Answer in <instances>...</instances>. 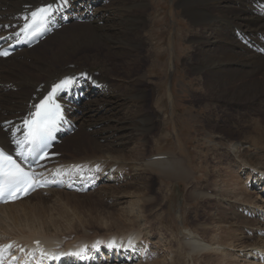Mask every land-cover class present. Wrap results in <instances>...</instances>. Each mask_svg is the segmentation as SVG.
<instances>
[{
	"label": "bare ground",
	"instance_id": "1",
	"mask_svg": "<svg viewBox=\"0 0 264 264\" xmlns=\"http://www.w3.org/2000/svg\"><path fill=\"white\" fill-rule=\"evenodd\" d=\"M124 1L125 0H118L114 3H110V1H108L107 3H105L104 0L103 4L101 5V0H71L68 8L74 9V12L78 16L87 20V23H74L71 20L70 25L63 27L60 31L55 32L53 35L46 38L44 44L52 38L61 37L63 41H66L65 43H63V52L67 53L68 55L71 54L70 57H72V55L80 56L79 53L85 49L91 50L95 48V46L104 45V41L114 42L117 39H119L128 48L131 47L132 49L130 50L132 51L141 48L146 49L148 44L144 43L141 40L142 37L140 33L145 30L146 24L148 22V19L145 16L148 4L145 5L141 3V0H139V2H136V4H134V2L131 6L128 7L126 3H124ZM198 1L199 0H185L183 4L185 5V3H187V5H185L187 7H181L185 11V14L188 15V19L189 21H191L193 29L198 33H196V36L194 35V41L199 42V44L200 42L203 43V46L201 45L202 49H198V55L196 53L197 57L195 58V62L190 65L189 70L203 76L202 81L205 84L203 88L215 91V93L213 94H215L216 97L212 99L213 102H224L222 103V105H220L219 102L217 103V107L221 111L223 110V108H226L225 112L223 111L224 118L229 115V112H234L233 108L246 107L247 113L250 116L251 127L246 126L242 128L245 131L246 128L248 129V127H250V129L248 130H251L253 134L255 133L256 138L260 139L262 142L251 138L252 143H250L247 137L248 133L244 131H240L239 134H233L228 129H221V125H218L219 118H217L218 122L217 120L213 121V125H211V120L209 119L208 121H204L205 125L207 124L211 129L209 131L204 129V131H206L205 137H214L216 135L215 139L219 141H224L225 138H228L230 142L232 141L234 143V161L232 162L227 155L216 156L215 159L217 160V162L215 163L214 169L211 168V170L213 169V171L208 174L209 180L212 181V179H214L215 177L221 176L226 172L224 176L225 180L222 181V185L225 186V184H227L229 188H227L225 191H221L224 186L222 188L220 187V185L215 184L214 182L216 179H214V182H211V185L214 184V191L211 192L212 195H209L210 192H207L211 188H208L205 191L203 187L194 186L193 190L189 192L186 198L190 202L200 200L203 204H206L208 200H217L216 206L218 207L217 212L219 213H217V218H215L214 227L218 230H223H221L220 236L218 232L215 236L212 237L213 239H217V237H220L221 239H223L221 241H223L224 244H218V247L213 248L214 246L206 242L202 235H200L199 233L196 235V233L194 234L191 232L185 235V241H183L182 239L180 244L182 246V250H188V253L191 256L197 255L203 257L208 253H213V251L218 253L225 251L224 253H226V255L224 256L222 254V257L219 258V264H225L229 261L228 259H232V257H234V255L232 256L230 254V251L232 249L236 247L241 250L250 248V253H246L245 255H243L244 252L239 250L237 251L242 252L241 255H243L244 258H251L252 261L249 260L248 264H262L258 263L257 261L259 257L258 254H264V233H262V237L259 238V241H262V243L257 242L256 239L258 238V235L256 236L255 233L258 231L260 232L261 227L264 226V221L261 220L264 217V213H262L264 212V197L261 194V192H263V189L261 187V192L258 193L257 196L258 199H261L262 206H258V203L254 202L255 198L251 196L249 197V199L243 198L241 196V186L245 185L246 189L248 190L249 184L247 186L245 181H241L242 184H240L238 182V179H241V177H238V174L232 173L231 171L228 172V167L224 165L228 164V162L231 161L229 166L235 163L234 165H238L242 169L244 168L248 171L246 181L251 182L252 185L254 183V185L261 186L262 178L264 177V0H212L213 3L210 6L215 12H217L216 14H213L214 12L211 13L210 11H208V9L201 10L200 7L196 5ZM49 3H57V0H0V25H2L0 26V37L9 34L11 35L12 39H14L16 34H20L22 28L25 26L26 21L29 19L32 13H34L40 6ZM97 3L100 5H97ZM203 6L204 5H202V7ZM130 24L132 28L128 29V26ZM134 24L135 26L139 25L138 28H135ZM111 30H114V34H111ZM259 35H262L261 39L259 38ZM135 38L137 39L133 46L131 45V42H133V39ZM42 44L43 42L39 43L31 50L25 49L6 60H0V109H3L2 115H0V146L2 148L10 152H20V147L15 146V144L10 140L9 131H5V122L14 120V123L18 124L19 122L24 121V118L28 116L30 111L34 113V111L36 110L35 106L38 105L40 100L47 94H51L56 86L60 84L66 76H69V79H73L74 77H72V75L78 73H87V77L85 78L87 79V82H90L89 86L85 85L87 88V96L89 97V99L97 98L95 99L97 101H92V103L90 104L81 105L82 109L80 108V110L82 111L83 115L82 117L76 116V120L79 122V130L74 135L68 137L62 142V147L64 146L62 152L65 155L64 157L62 156L60 158L52 157L50 163L44 170L46 174L58 172L59 174L71 173L72 175L89 176L90 178H95L97 176L98 179L102 181V184L100 183L101 187L99 189L105 190V195L109 196V198H113V200L115 199V201L118 199L120 200L121 197L123 199L121 192H119V188H116L119 187L118 185H116V183H118L119 180L121 182L122 179L124 182V180L127 179L125 178L127 177V175L129 179V181H127L128 183L126 184L127 186L129 184L135 185V183L137 182V188L139 186L138 190H146L147 183L143 182V178H140L142 179V182L139 183L140 179H137L136 173H138V175H141L142 173L149 171L150 168H155L160 173L159 175L161 178L169 181L176 182V180H179L188 182L189 180L191 181L193 179H196L195 171L191 168L189 159L186 155L182 154V156H176V154L173 153H156L150 155L149 157L143 155V153L141 152V155L139 154V149L142 145H136L130 149L128 148L129 146L126 144V136H130L131 131H128L127 133L123 132L128 128V123L126 121L128 119L127 117L125 119L126 115L123 114L122 109V107L125 106V102L120 99L122 94L118 98H112L117 96L115 94L116 91L118 92V89L124 88V84L121 85L118 81L114 82L112 81V79H109L108 77H105L103 75H101L100 77H96L93 72H90L93 70V68L86 64H67L64 66L59 64L57 68L55 67L51 69V66H45V68H43L42 66H40L41 60L34 59V55H36L35 53L37 49ZM255 44L256 48L253 47V45ZM54 61L56 60L54 59ZM160 62L161 61L158 60V64L156 63V65H159V67ZM161 66H163V62ZM24 67L30 70H34L35 73L32 74V76H27L25 74L23 75L22 72L20 73V69H23ZM157 70L159 69L157 68ZM163 74L161 75V79H163ZM139 78L137 81L133 82L132 85L129 84L130 88L128 86L129 89L126 95L128 98H132V101L134 100L136 102H144L149 93V90L143 87L144 83L146 82V78L148 77L145 74L144 77H141V79ZM31 82L35 83L31 84ZM93 83H95V87H93ZM6 90H9V92L11 93L7 94L5 92ZM12 93L14 95H11ZM95 93H97V95L99 96H94ZM153 93L154 95L157 93L155 89H153ZM19 96L23 97L24 99L21 100V97ZM103 96H106V98L110 97L112 99L97 103L99 99H103ZM12 101L13 104H11ZM207 101L209 100H206V102ZM98 107H101V110L104 111V114L110 115H103L101 121L105 120V124L100 125V127L96 130L90 131V128H92L94 124L97 125V117L100 113V111L97 109ZM144 108H141V114L143 113V110H145ZM142 115H144V117H149L145 113V111ZM121 117H124V119ZM212 118L214 117L212 116ZM148 122H150V120ZM163 125H165L166 127L160 133L159 140H162V134L167 132L169 127L173 126L176 128L177 120L174 117V109L172 110L170 119H165L163 121ZM130 127L131 126H129V129ZM220 130L223 133L224 130L226 132H229L227 133L228 136L225 135L226 133H219ZM178 137L180 139V136ZM70 142L71 145L69 144ZM130 153L133 154V157ZM128 154H130L131 158H129L130 156L128 157ZM155 157H166V159H155ZM141 161H143V169L145 171L142 170V167H140L138 164ZM84 162H87V164H85ZM70 163H76L78 164V167L74 170H70V166L65 165ZM95 165H97V169L95 170V172L91 171V168ZM216 183H219L218 180ZM123 185H125V183H123ZM233 190L236 198L232 197ZM52 191L58 192L61 190L53 189L49 190L47 193L49 194ZM107 191L110 193H108ZM220 191L222 193H220ZM57 192L56 194L58 195L59 193ZM129 192V194L135 193V191ZM44 193L45 192H38L31 197L26 198L25 200H21L20 202L0 206L1 212L6 210L4 214L0 215V228L4 229L7 233L14 234L15 236H12L13 238L11 240L16 239L17 241L23 243L27 248H29V245L33 240H42L45 243L47 249L42 252V255L40 257L61 248H69L68 246H70L71 244H68V246H61L60 244H62L64 240H67L69 238V234H74L73 232L77 231L74 230V222L76 223V220L71 223L74 226H72L71 224L70 226H68L67 224L68 227L65 226V228L62 226H58L59 221L57 219L56 220L58 222H56V220L51 222H43L44 218H35L30 220L29 213H35V211L37 210L40 211L39 209L43 206H40V203H35L33 205L29 204L30 206L28 205V212L23 208H21L23 210H16L14 214L6 212L11 208L14 209L16 207H22V205H25V203H29L32 198L41 196ZM54 194L55 193H52V196ZM160 195L163 194L161 193ZM52 196L51 199H53ZM58 198L60 199V197ZM43 199H39L38 201H45ZM149 199L143 198V200H139V204L143 203V205H147L153 202V200ZM225 204H227V206H225ZM45 207L46 206H44V209ZM50 207L52 208L53 206H51L50 204ZM192 209L194 212V208ZM260 209H262V211H260ZM229 210H231L232 212H229ZM249 214H252L255 217L253 219L246 218L245 215L249 216ZM257 214H262L261 216H259V220L256 219ZM34 216L36 215L34 214ZM62 216V219H64V214ZM125 216L123 215V218ZM51 218L54 217L52 216ZM119 218L121 220V217ZM104 222H102V225L105 226ZM111 224V226H105L107 228V231L111 227H116L119 231H121V227L118 225V223L112 222ZM226 224L229 227H226ZM234 225H237L238 227L246 226L247 231L241 232L237 228L236 230H233L232 226ZM53 226H55L56 229H52ZM237 230L240 231L241 234H238ZM136 234L137 233H135L134 235L132 233V235L129 234L126 237L120 239L118 238L119 240L117 242H112L113 244H117L120 248L121 246H124L125 243H128L133 247L132 254L121 255L120 257L116 258V260L120 262L126 261V263H130V261H133L135 258H133V256H136L140 253L141 246L135 240ZM11 240L8 241L10 242ZM228 240L230 242L231 240H233L234 242H229L230 244H227L226 242ZM82 241L84 242L85 240ZM237 241L239 242V244H237ZM78 244L79 243H77V245ZM220 245H222L223 248ZM71 246L70 248H72ZM74 248L77 251H82V249L76 247ZM31 254L32 253H30V255ZM111 254H117V252H112ZM97 258L98 260L100 259L99 256H97ZM104 258L110 260L109 256L107 255H105ZM173 262L171 264H174ZM208 262H213V258L211 260L208 259Z\"/></svg>",
	"mask_w": 264,
	"mask_h": 264
},
{
	"label": "rangeland",
	"instance_id": "2",
	"mask_svg": "<svg viewBox=\"0 0 264 264\" xmlns=\"http://www.w3.org/2000/svg\"><path fill=\"white\" fill-rule=\"evenodd\" d=\"M108 1H110V3H114L118 0H105V3H107ZM125 1L124 3H126L128 7L131 6L134 2H135L134 4H136V2H139V0H125ZM141 1H142L141 3L145 5L148 4L147 12L145 14L146 18L148 19V22L146 24L145 30H143L140 33L142 37L141 40L144 43L148 44L146 49L141 48L132 51L130 50L132 49L131 47L128 48L119 39H117L115 40L117 42L104 41L103 42L104 45L95 46V48L91 50L85 49L79 53L80 56L72 55V57H70L71 54L68 55L67 53L63 52L64 50L63 43H65L66 41H63L61 37H57L50 39L49 40L50 42L47 41V43L45 44L43 42V44L37 49L35 53L36 55H34V59L41 60L40 66H42L43 68H45V66H51V69L55 67L57 68L59 64L63 66L67 64L68 65L86 64L93 68V70L90 72L91 73L93 72V74L96 77H100L101 75H103L105 77H108L109 79H112V81L114 82L118 81L121 85L124 84L123 85L124 88L118 89V92L116 91L115 94L117 96L112 98H118L122 94L120 99L125 102L124 103L125 106L122 107V109H123V114L126 115L125 119L126 117L128 119L126 120L128 123L127 124L128 130L126 129L123 132L127 133L128 131H131L130 136L129 135L126 136L127 138L126 144L129 146L128 148L130 149L136 145L138 146L142 145L143 147L142 146L140 147L139 154L141 155V153H143V155L149 157L150 155L156 153L157 154L173 153L176 154V156L178 155L182 156V154L186 155L189 159V164L191 168L195 171L196 179H193L191 181L189 180L188 182L179 181V180H176V182L169 181L161 178L159 175L160 173L155 168H150L149 171L145 172L146 174L142 173L141 175H138V173H136L137 179L143 178V182L147 183L146 190L145 189L138 190L139 186L137 188V182L135 183V185L129 184L127 186L126 185L128 183L127 181H129L128 175L127 177H125L128 180L126 179L123 182L122 179L121 182L119 180L118 183H116V185L119 186L116 188H119V192H121L123 196V199L121 197L120 200L117 198L118 200L115 201V199L113 200V198H109V196L105 195L106 194L105 190L102 189H97L96 191L87 194H83L79 192L68 193V192H64L65 190H61L58 192L56 191L61 196L59 194L58 196L55 191H52L49 194L48 193L46 195L42 194L41 196L38 197L36 196L32 198L29 201V203H25V205H22V207H16L14 209L11 208L12 210L8 209L6 213L10 212L14 214L16 210L19 211L23 209H26L27 211L29 210L28 209L30 206L29 204L33 205L35 203L36 204L40 203L41 204L40 206L43 205L42 208L39 209L40 211L37 210L35 211V213L33 212L36 216H34L33 213H29L30 220L35 218H41V219L44 218L43 222H49V221L51 222L57 219L60 224V225L58 224V226H62L64 228L65 226L66 227L70 226V224L76 220V223L74 222L75 226L72 224L71 225L75 227L74 230L78 231L73 233L74 234L78 233L79 235L75 234L76 236L78 235L76 237L74 234L71 233L68 235L69 238L67 240H64V242L60 244L61 246L63 245L68 246V244L69 245L73 244L72 246L70 245L72 248L76 247L82 249V244L87 241L88 242L86 243V245L90 242L111 240L109 239L110 237H115L120 239L128 236L129 234L132 235L133 233L135 235V233H137L138 234V235L136 234L137 239L135 238L137 243L139 244L140 242H142V239L144 241H148L152 244L153 250H152V256L150 258L147 256H143L133 264H171L173 261H175L173 262L174 264H215V263L219 264L220 261L219 258L222 257V254L224 256L226 255V253H224L225 251L220 252L221 254L213 251V253H208L205 256L201 257L197 255L191 256L189 255L188 250L186 249L182 250V246L180 243L182 239L183 241H185L184 239L186 238L185 235H187L190 232L194 234L196 233V235L198 233L202 235L203 238L206 240V242L214 246L213 248L218 247V244L223 243V241H221L223 239H221L220 237H217V239H213L212 237L215 236L218 232L220 236V232L221 230H223V229L218 230L217 228L214 227L215 218H217V213H219L217 212L218 207L216 206L217 200L216 199L208 200L206 204H203L200 200H195L194 202H190L187 200L186 196L189 194L190 191L193 190L194 186L203 187L205 191L208 188H211L207 192H210L209 195H212L211 192L214 191V186H213L214 184L211 185V182L213 183L214 179H216L214 183L220 185V187L223 188L224 185H222V181L225 180L224 176L226 172L221 176L215 177L214 179H212V181L209 180L208 174L214 169L215 163L217 162V160L215 159L216 156L227 155L232 162L234 161V157H235V151L233 147L234 143L232 141L230 142L228 138H225L224 141H219L215 139L216 135L214 137L211 136L205 137L206 131H204V129L208 131L211 129L207 124L205 125L204 121H208L209 119L211 120L210 121L211 125H213L214 124L213 121L217 120L218 122L217 118H219L218 125L219 126L221 125L222 127L221 129H226V130L228 129L233 134H239L240 131H244L242 127H246V126L251 127L250 116L247 113L246 107H235L233 108L234 112L233 111L229 112L228 113L229 115H227V117L224 118L223 114L226 108L225 109L223 108V110L221 111L217 107L218 102L220 105H222V103L224 102L223 101L213 102L212 99L216 97V95L213 94L215 93V91L203 88L205 86L204 82L202 81L203 76L201 74L189 70L190 65L195 62V58L198 55V49H202L203 43L200 42L199 44V42L194 41V38L198 33L193 29V25L191 21H189L188 15H186L185 11L181 8L182 6L187 7L185 6L187 5V3H185V5L183 4L185 0H141ZM103 2L104 0H101L100 2L101 5L103 4ZM212 3H213L212 0H205V1L199 0L196 3V5L200 7L201 10L208 9V11H210L211 13L214 12L213 14H216L217 12H215L210 6L212 5ZM97 5L100 4L97 3ZM202 5H204L203 6L204 8L202 7ZM138 26H135V28H138ZM131 28L132 26L130 24L128 26V29ZM113 32L114 30H111V34H114ZM259 38L261 39L262 35H259ZM136 39L137 38L133 39L134 41L131 42L132 43L131 45L134 46ZM253 47L256 48V44L253 45ZM189 51L191 52L193 51V52L191 53ZM61 56L62 57L65 56V57L62 58ZM54 59L56 61H54ZM191 59L193 62L191 61ZM158 60L161 61L160 67L159 65H156ZM162 62H163V66H161ZM157 68L159 70H157ZM21 72L23 75L25 74L27 76H32V74L35 73L34 70L27 69L26 67L20 69V73ZM145 74L147 75L148 78H146V82L144 83L143 87L149 90L148 96L144 100V102L143 101L136 102L134 100L132 101V98H128L126 95L128 89L130 88L129 84L132 85L133 82L137 81L139 77H140L139 79H141V77H144ZM162 74L164 75L163 79H161ZM158 80L161 82H159ZM32 83L35 82H31V84ZM153 89H155L159 95L157 93L154 95ZM5 92L7 94L11 93L9 92V90H6ZM11 95L14 94L12 93ZM94 96L98 97L99 95L95 93ZM112 98L110 97L106 98V96H103V99L102 100L99 99L97 103H101L102 101ZM23 99L24 98L21 97V100ZM95 99L97 98H94L92 101H97ZM206 100L209 101L206 102ZM92 101L87 104L92 103ZM203 102H205L206 104ZM11 104H13V101L11 102ZM141 108L145 109L143 110L142 114H144L145 111V113L149 117H144V115L141 114L140 112ZM97 109L100 111L99 116L97 117L98 122L97 125L94 124L93 127L90 128V131L96 130L100 127V125L105 124L104 123L105 120L101 121L103 115L106 116L110 115V114H104V111L101 110V107H98ZM173 109H174V117L177 120L176 128L173 126L168 128L167 126L168 128L167 132L163 133L162 140H159L160 133L166 127L165 125H163V121L168 118L170 119ZM2 112L3 109H0V115H2ZM212 116L214 118H212ZM121 118L124 119V117ZM149 120L150 122H148ZM129 126H131L130 129ZM250 127H248V129H250ZM248 129L246 128L244 132L248 133L247 137L250 143H252V139H256L262 142L260 139L256 138L255 133L253 134L251 130ZM219 133H223V132L220 130ZM224 133H226L225 135L228 136L227 133L229 132H226L224 130ZM178 136H180V139ZM69 144L71 145V142ZM63 148L64 146L62 147V145H60L55 151L54 156L59 158L62 156L64 157L65 154L62 152ZM130 154H128V157L130 156ZM132 155L133 154H131V156ZM131 156L129 158H131ZM230 162L224 165L228 167L227 171L228 172L231 171L232 173L238 174V177L239 176L241 177V179H238V182L240 184H242L241 181L242 182L245 181L247 186L249 184L248 190L246 189L245 185L241 186L242 188L241 196L247 199H249V197L251 196L255 198L254 202L258 203V206H262L261 199L257 198L258 193L261 192L260 185H254V183L252 185L251 182H247L246 178L248 176L247 175L248 171L245 170L244 168L243 170L238 165L237 166L234 165L235 163L231 164L230 167L229 166ZM138 164L140 167H142L141 169L144 170L143 161L139 162ZM211 168L213 169L211 170ZM217 180L221 184L216 183ZM207 181H209L210 183ZM140 182H142V179L139 180V183ZM123 183H125V185H123ZM227 188L229 187L227 186V184H225L224 188L221 191L223 190L225 191ZM129 191L131 192L135 191V193L129 194L130 193ZM221 191L220 193H222ZM232 192H233L232 197L236 198L234 194V190ZM52 193L55 194L52 196ZM161 193L163 195H160ZM261 194L264 197V193L261 192ZM51 196L53 199H51ZM58 197H60V199ZM143 198L144 199L150 198L151 200H153V202L147 205H143V203L139 204V200H143ZM39 199H43L45 201L40 202L38 201ZM50 204L51 206H53L52 208L50 207ZM44 206H46L45 209ZM225 206H227V204H225ZM192 208H194V212ZM5 211H2L3 213L0 211V215L4 214ZM260 211H262V209H260ZM229 212L232 211L229 210ZM63 214L65 216L64 218L65 220L62 219ZM66 215H68L69 217ZM123 215L126 216L123 218ZM261 215L262 214H257L256 219L259 220L258 218H260L259 216ZM52 216L54 218H51ZM119 217H121V220ZM245 217L249 219H253L255 216L249 214V216L245 215ZM57 220L56 222H58ZM63 220L64 222L67 223H64ZM261 220L264 221V217ZM101 221L107 222V223L104 222L106 227L111 226L112 222L118 223V225L121 227L120 229L121 231H119L116 227L114 228L111 227L109 229L110 231L109 230L107 231L106 230L107 228L104 225H102L103 223ZM226 227L229 226L227 225ZM232 228L233 230H236L237 228L241 232L247 231L246 226L238 227L237 225H234L232 226ZM52 229H56V227L53 226ZM260 230L261 231L256 232L255 235L256 236L258 235L257 236L258 238L256 239L257 242L262 243V241H259V238H261L263 235L262 233H264V226L261 227ZM240 231H238V234H241ZM138 232L140 233V235ZM12 236L15 235L7 233L4 229L0 228V243L2 242L4 244L9 242L8 240H11L13 238ZM82 240L85 241L83 242ZM229 242L230 241L228 240L226 243L230 244L233 243L234 241L231 240V242L230 243ZM77 243L79 244L77 245ZM237 244H239L238 241ZM70 246L68 247L70 248ZM220 246L222 247V245ZM236 248L230 251L231 252L230 254L232 256L234 255V257H232V259H228L229 261L226 262L225 264H248L249 260L252 261L251 258L243 257V255H245L246 253H250L249 252L250 248L242 249V250ZM237 250L244 252L243 255H241L242 252H239ZM143 254L144 251L140 250L139 255L138 254L137 255L142 256ZM134 257L135 256H133V258ZM173 257L174 259L175 258L176 259L174 260ZM210 258L211 259L213 258V262H208V259L211 260ZM257 262L261 263L259 261ZM107 264H118V263L110 262Z\"/></svg>",
	"mask_w": 264,
	"mask_h": 264
},
{
	"label": "snow or ice",
	"instance_id": "3",
	"mask_svg": "<svg viewBox=\"0 0 264 264\" xmlns=\"http://www.w3.org/2000/svg\"><path fill=\"white\" fill-rule=\"evenodd\" d=\"M70 2L71 0H57V3L49 4L46 8L37 9L36 12L32 13V16L33 18L39 16L40 23L35 24L28 32V35H31L32 32H37L40 28V24L46 22L52 12L60 11L68 7ZM8 55L9 53L7 51H0V57H7ZM71 83V80H64L61 84H58L43 102L35 106L39 110L34 113L30 111L28 116L24 118V126L27 130V135L24 137L23 141H14L18 147H22L25 144L32 146L43 142L46 137L52 135L54 129L58 128L64 122L61 105L56 103L55 96L59 90L67 88ZM17 155L23 157L24 152L20 151ZM0 161L6 162L3 167H0V176L11 186L7 193L8 196L18 191H25L29 187H35L34 184L30 183L32 177L24 172L11 156L0 151ZM3 195L4 193L2 189H0V196Z\"/></svg>",
	"mask_w": 264,
	"mask_h": 264
}]
</instances>
